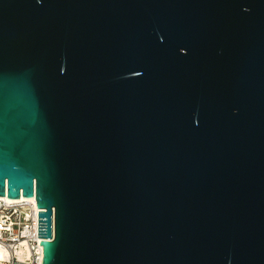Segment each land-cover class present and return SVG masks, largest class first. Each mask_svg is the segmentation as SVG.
I'll return each instance as SVG.
<instances>
[{"label":"water","instance_id":"water-1","mask_svg":"<svg viewBox=\"0 0 264 264\" xmlns=\"http://www.w3.org/2000/svg\"><path fill=\"white\" fill-rule=\"evenodd\" d=\"M42 264H264V0H0V196Z\"/></svg>","mask_w":264,"mask_h":264},{"label":"built area","instance_id":"built-area-1","mask_svg":"<svg viewBox=\"0 0 264 264\" xmlns=\"http://www.w3.org/2000/svg\"><path fill=\"white\" fill-rule=\"evenodd\" d=\"M37 211L32 201L0 197V264H42Z\"/></svg>","mask_w":264,"mask_h":264},{"label":"bare ground","instance_id":"bare-ground-1","mask_svg":"<svg viewBox=\"0 0 264 264\" xmlns=\"http://www.w3.org/2000/svg\"><path fill=\"white\" fill-rule=\"evenodd\" d=\"M1 198H4V199H13V198H10L9 196L7 197L6 195H3V196H0ZM26 199V200H28V201H32L33 203H34V205H35V207L36 208H38L37 207V204H36V199L34 198V196H29V197H24V196H22V195H20L19 197H18V199ZM17 199V198H16Z\"/></svg>","mask_w":264,"mask_h":264}]
</instances>
